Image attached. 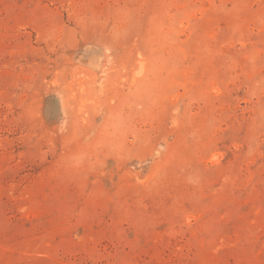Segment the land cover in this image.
I'll list each match as a JSON object with an SVG mask.
<instances>
[{"label": "rangeland", "instance_id": "obj_1", "mask_svg": "<svg viewBox=\"0 0 264 264\" xmlns=\"http://www.w3.org/2000/svg\"><path fill=\"white\" fill-rule=\"evenodd\" d=\"M0 264H264V0H0Z\"/></svg>", "mask_w": 264, "mask_h": 264}]
</instances>
